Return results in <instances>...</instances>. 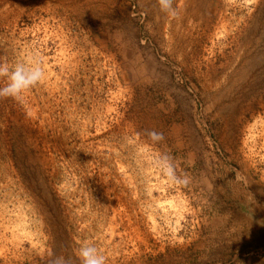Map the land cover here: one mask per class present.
Returning <instances> with one entry per match:
<instances>
[{"label": "rangeland", "instance_id": "1", "mask_svg": "<svg viewBox=\"0 0 264 264\" xmlns=\"http://www.w3.org/2000/svg\"><path fill=\"white\" fill-rule=\"evenodd\" d=\"M176 3L0 0V62L46 73L0 99V264H264V0Z\"/></svg>", "mask_w": 264, "mask_h": 264}, {"label": "clouds", "instance_id": "2", "mask_svg": "<svg viewBox=\"0 0 264 264\" xmlns=\"http://www.w3.org/2000/svg\"><path fill=\"white\" fill-rule=\"evenodd\" d=\"M155 6L164 14L167 21H180L181 9L176 0H155ZM43 62L33 58L29 62L16 63L10 66L7 62H0V80L5 83L0 86V99L21 101L25 93L38 86L45 79ZM148 140L159 143L164 140V134L156 130L146 132ZM156 165L162 175L175 185L188 186L191 178L187 173L178 174L174 158L170 154H162L156 160ZM237 179H240L237 176ZM79 264H107V258L91 243L84 242L77 249ZM51 264H73L72 258L61 254H53Z\"/></svg>", "mask_w": 264, "mask_h": 264}]
</instances>
